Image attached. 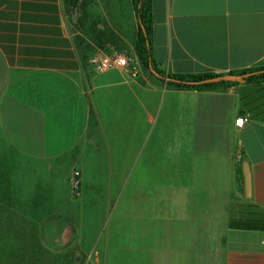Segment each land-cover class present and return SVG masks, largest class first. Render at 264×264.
<instances>
[{"label": "crops", "instance_id": "0c3cea01", "mask_svg": "<svg viewBox=\"0 0 264 264\" xmlns=\"http://www.w3.org/2000/svg\"><path fill=\"white\" fill-rule=\"evenodd\" d=\"M84 1L78 26L66 0H0V171L12 165L18 194L28 196L29 242L43 259H63L75 211L58 173L116 157L139 184L126 189V259L264 264V233L228 228L230 203L245 200L244 161L250 200L264 209V123L239 115V86H168L140 62L136 78L94 73L89 59L98 51L133 55L138 27L131 0ZM152 54L173 75L264 67V0H152ZM170 156L193 162L184 174L196 182L166 199L164 187L143 184L165 179ZM107 203L104 226L86 235L103 236ZM97 243L103 253L107 243Z\"/></svg>", "mask_w": 264, "mask_h": 264}, {"label": "rangeland", "instance_id": "374dc122", "mask_svg": "<svg viewBox=\"0 0 264 264\" xmlns=\"http://www.w3.org/2000/svg\"><path fill=\"white\" fill-rule=\"evenodd\" d=\"M96 1L94 0V2ZM89 66L94 73H99L91 67L90 63ZM35 78L38 79L40 76ZM49 78L51 81L56 79ZM166 160L169 162L165 164V179H150L143 186L150 189L157 186L164 187L166 199H171L172 190L175 187L194 186L196 181L188 179L184 173L194 168L195 164L190 162L187 157H181L180 161L175 163L171 156L166 157ZM80 168V165H70L67 173L65 170L58 173L59 181L63 184L62 192L65 191L64 184L67 183L70 211H75V213L69 215V244L63 247L67 250V253L63 254L65 259H60L56 252H52V257H58V260L53 261L58 264H134V261L131 262L130 259L125 258L124 250L129 210L128 200L130 199L126 189L138 187L139 184L135 181L131 182L126 177L125 165L116 157L107 159L105 163H101L99 168L91 162L90 158V161L85 163L84 171H81ZM76 171L80 173L81 178L78 193L72 186ZM1 176L3 180H0V256L3 257L5 254H9L13 247L19 251L18 248L22 246L23 233L29 235L30 219L28 196L18 194L19 190L12 180V165H4V170L0 171ZM60 198L64 199V195L54 197L57 200ZM109 200L111 201L110 220L107 227L104 228L103 236L86 235L88 231L99 232L104 226V217L107 213L104 210L108 208L107 201ZM22 225L26 226L25 229L22 228ZM88 234L90 233L88 232ZM99 239L107 244L102 246L103 253L96 254L95 252L100 248V244L97 243ZM57 249L59 247L56 248L53 245V251H59ZM17 255L19 256V254Z\"/></svg>", "mask_w": 264, "mask_h": 264}, {"label": "trees", "instance_id": "16d2710c", "mask_svg": "<svg viewBox=\"0 0 264 264\" xmlns=\"http://www.w3.org/2000/svg\"><path fill=\"white\" fill-rule=\"evenodd\" d=\"M137 20V35L133 43V55L158 80L168 86L182 89L204 90L213 87L239 86V115H250L264 123V67H253L222 74L173 75L158 70L152 54V0H131ZM74 13V22L82 26L86 18L84 0H66ZM232 77L233 79H228ZM241 166V163H240ZM243 185V180H240ZM228 228L236 231L264 233V209L250 199L232 201L229 206ZM22 246L10 249L0 256V264H58V257L43 259V249L29 242V235H22ZM19 254V256L17 255ZM65 259V257H63ZM68 259V256H67ZM66 259V260H67Z\"/></svg>", "mask_w": 264, "mask_h": 264}, {"label": "built area", "instance_id": "2783aa9c", "mask_svg": "<svg viewBox=\"0 0 264 264\" xmlns=\"http://www.w3.org/2000/svg\"><path fill=\"white\" fill-rule=\"evenodd\" d=\"M89 63L91 67L99 73L111 70H121L126 72L132 78H136L139 74V61L134 55L124 52L106 55L105 53L98 51L90 57ZM242 123L243 118L236 121L237 126H241ZM72 186L76 193H78L81 186V178L78 171L74 173Z\"/></svg>", "mask_w": 264, "mask_h": 264}, {"label": "water", "instance_id": "95a60500", "mask_svg": "<svg viewBox=\"0 0 264 264\" xmlns=\"http://www.w3.org/2000/svg\"><path fill=\"white\" fill-rule=\"evenodd\" d=\"M228 79H233V78L228 77ZM241 173L243 176L244 198L249 200L251 199V173H250V167L247 161L242 162Z\"/></svg>", "mask_w": 264, "mask_h": 264}]
</instances>
